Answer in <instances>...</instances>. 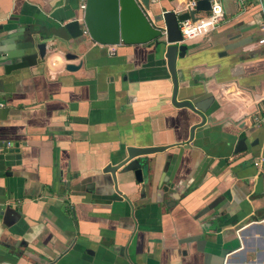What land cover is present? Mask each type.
Wrapping results in <instances>:
<instances>
[{
  "label": "crops",
  "instance_id": "crops-1",
  "mask_svg": "<svg viewBox=\"0 0 264 264\" xmlns=\"http://www.w3.org/2000/svg\"><path fill=\"white\" fill-rule=\"evenodd\" d=\"M85 1L0 0V264H264L263 0H221L225 21L182 43L195 109L173 103L165 46L70 26ZM32 32L45 57L8 71ZM131 147L165 148L133 159L142 182L106 172Z\"/></svg>",
  "mask_w": 264,
  "mask_h": 264
},
{
  "label": "water",
  "instance_id": "water-1",
  "mask_svg": "<svg viewBox=\"0 0 264 264\" xmlns=\"http://www.w3.org/2000/svg\"><path fill=\"white\" fill-rule=\"evenodd\" d=\"M150 0H86L84 15L81 22L76 21L70 26L80 24L89 34L90 38L98 44L106 46L125 45H146L153 43L156 47L165 46V58L174 83L173 103L178 107H189L195 109L200 98L192 100H177L179 82L182 80L181 74L177 70L178 58L184 57L187 47L182 44V33L180 23L192 19L196 21V15L209 13L211 11V0H194L193 10L177 14L173 11L162 14V26L156 25L147 15L150 8ZM80 29V28H79ZM165 31V34H164ZM30 41L23 44L21 52L17 53L24 62L8 67L17 69L37 63L38 58H44L47 44L39 42L43 36L40 33L32 32ZM28 52V53H27ZM74 55L68 54V59H73ZM77 67L69 65L68 70H76ZM205 120V118H204ZM164 147L135 148L128 149V157L117 166H108L106 172L115 175L120 168L124 172H134L137 181L142 182V169L140 162H132L134 158L163 151ZM214 208V204L205 208L209 211ZM221 264L224 263L222 258Z\"/></svg>",
  "mask_w": 264,
  "mask_h": 264
},
{
  "label": "built area",
  "instance_id": "built-area-1",
  "mask_svg": "<svg viewBox=\"0 0 264 264\" xmlns=\"http://www.w3.org/2000/svg\"><path fill=\"white\" fill-rule=\"evenodd\" d=\"M155 1V0H150ZM194 8V2L190 4V10H193ZM82 9H85V4L82 5ZM262 10L264 15V0L262 4ZM225 21V12L221 3V0H211V11L209 12L208 16L200 17L196 21L192 19L185 20L180 23V30L182 33V42L195 38L207 30H213L216 27H218L220 24H222ZM86 34L87 31H85ZM261 38L259 39V43L261 45H264V23L261 26ZM165 34V31H164ZM3 106V104H0V107ZM254 120L257 123H264V114L256 116ZM264 161V159H263ZM261 162L256 163V165H260ZM224 264H228L227 259H225Z\"/></svg>",
  "mask_w": 264,
  "mask_h": 264
}]
</instances>
